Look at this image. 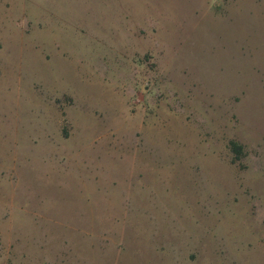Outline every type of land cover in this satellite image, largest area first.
I'll use <instances>...</instances> for the list:
<instances>
[{
    "label": "rangeland",
    "instance_id": "1",
    "mask_svg": "<svg viewBox=\"0 0 264 264\" xmlns=\"http://www.w3.org/2000/svg\"><path fill=\"white\" fill-rule=\"evenodd\" d=\"M0 264H264V0H0Z\"/></svg>",
    "mask_w": 264,
    "mask_h": 264
},
{
    "label": "trees",
    "instance_id": "2",
    "mask_svg": "<svg viewBox=\"0 0 264 264\" xmlns=\"http://www.w3.org/2000/svg\"><path fill=\"white\" fill-rule=\"evenodd\" d=\"M230 146H231V149H232L233 153L235 154L236 158L239 159L243 153V147L235 141H231ZM236 158H235V160H236Z\"/></svg>",
    "mask_w": 264,
    "mask_h": 264
}]
</instances>
